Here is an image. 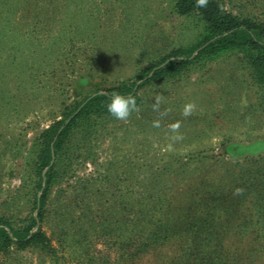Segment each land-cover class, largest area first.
<instances>
[{"label": "rangeland", "instance_id": "374dc122", "mask_svg": "<svg viewBox=\"0 0 264 264\" xmlns=\"http://www.w3.org/2000/svg\"><path fill=\"white\" fill-rule=\"evenodd\" d=\"M220 1L227 11L264 21V0ZM175 5L176 0H0V217L19 225L37 214L34 199L42 189L35 164L42 136L64 118L67 106L136 80L197 43L204 22L196 13L180 14ZM138 96L139 110L127 120L107 116L73 131L40 221L55 253L32 244L0 253V264H123L119 244L140 226L127 222L126 214L139 217L140 204L149 211L153 203H172L171 209L199 185L230 187L252 158L264 157V88L238 51L152 80ZM190 102L195 108L185 117ZM157 120L160 126L154 127ZM263 207L264 200L248 198L241 220L263 223ZM156 211L159 217L166 212ZM257 228L226 234L231 242L264 235ZM237 245L253 249L247 241ZM178 247L174 242L129 264H160ZM255 251L264 255L261 248ZM256 258L252 264H264V256Z\"/></svg>", "mask_w": 264, "mask_h": 264}, {"label": "trees", "instance_id": "16d2710c", "mask_svg": "<svg viewBox=\"0 0 264 264\" xmlns=\"http://www.w3.org/2000/svg\"><path fill=\"white\" fill-rule=\"evenodd\" d=\"M175 6L182 15L198 14L204 22L201 38L194 45L182 48L172 57L146 68L136 80L86 95L67 106L64 118L55 122L42 136L35 164L39 190L42 189L41 195L34 199L37 214H31L19 225L9 217H0V253L8 255L14 249H25L32 244H37L48 254L55 253L50 238L41 229L40 221L49 189L57 178V166L66 155L74 130L84 125L92 128L94 126L90 122L111 116L106 108L111 96L131 95L138 105V90L150 81L180 74L200 59H215L232 51L243 54L254 79L264 88V21L254 15L227 11L220 0H207L205 7H199L197 0H176ZM258 156L257 159L252 158V164L242 168L241 177L232 181L230 187L226 183L199 185L190 188L187 197L180 198L181 201L185 200L184 203L173 204L171 209L172 203H153L147 208L149 211L140 204L139 217L131 219L126 214L127 222L137 220L140 226L133 236L127 235L120 242L119 261L132 263L174 242L179 245L177 254L163 259L160 264H252L256 257L263 260L262 253L253 251L258 248L264 250V235L257 234L251 239L240 235L231 242L226 234L231 228L245 231L252 224L256 227L259 225L258 230L264 229V222H260L262 220L252 223L249 219L241 220L246 219L241 214L248 198L264 200V160H261L264 157ZM174 208L177 210L171 218ZM124 209L129 212L127 206ZM157 209L166 212L159 217ZM241 241H247L253 245V249L243 250L237 245Z\"/></svg>", "mask_w": 264, "mask_h": 264}, {"label": "clouds", "instance_id": "9594fccd", "mask_svg": "<svg viewBox=\"0 0 264 264\" xmlns=\"http://www.w3.org/2000/svg\"><path fill=\"white\" fill-rule=\"evenodd\" d=\"M197 5L199 7H205L207 5V0H197ZM160 99L159 97L156 98V101L153 105V108L156 109L159 107ZM106 108L108 113L113 116L117 120H127L129 116L135 112L138 111V105L137 100L134 96L128 95H120L116 94L110 97L109 102L106 104ZM195 108L194 103H187L183 107L182 114L187 117L192 114L193 110ZM154 127H159L160 122L153 121ZM180 127L179 122L174 123L171 125V129L173 132H178ZM180 136H176L175 139H180Z\"/></svg>", "mask_w": 264, "mask_h": 264}]
</instances>
